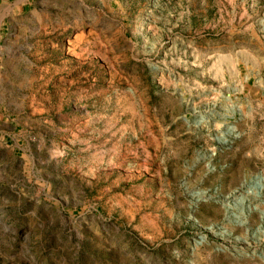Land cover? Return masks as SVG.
Returning <instances> with one entry per match:
<instances>
[{
    "label": "rangeland",
    "instance_id": "rangeland-1",
    "mask_svg": "<svg viewBox=\"0 0 264 264\" xmlns=\"http://www.w3.org/2000/svg\"><path fill=\"white\" fill-rule=\"evenodd\" d=\"M261 180L264 0H0V264H264Z\"/></svg>",
    "mask_w": 264,
    "mask_h": 264
},
{
    "label": "bare ground",
    "instance_id": "bare-ground-1",
    "mask_svg": "<svg viewBox=\"0 0 264 264\" xmlns=\"http://www.w3.org/2000/svg\"><path fill=\"white\" fill-rule=\"evenodd\" d=\"M263 183H262V180L260 181V182H258V187L259 188H262L263 187ZM244 200H245V198L244 199H241L239 202H240V204L242 203V202H244Z\"/></svg>",
    "mask_w": 264,
    "mask_h": 264
}]
</instances>
